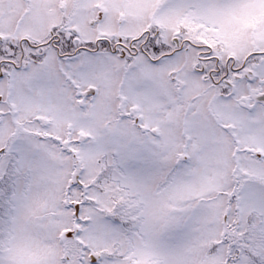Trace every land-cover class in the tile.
<instances>
[{
	"label": "snow or ice",
	"instance_id": "snow-or-ice-1",
	"mask_svg": "<svg viewBox=\"0 0 264 264\" xmlns=\"http://www.w3.org/2000/svg\"><path fill=\"white\" fill-rule=\"evenodd\" d=\"M0 264H264V0H0Z\"/></svg>",
	"mask_w": 264,
	"mask_h": 264
}]
</instances>
